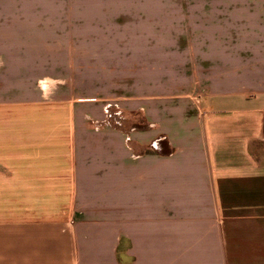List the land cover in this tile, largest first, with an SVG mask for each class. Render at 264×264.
Here are the masks:
<instances>
[{
    "label": "crops",
    "instance_id": "0c3cea01",
    "mask_svg": "<svg viewBox=\"0 0 264 264\" xmlns=\"http://www.w3.org/2000/svg\"><path fill=\"white\" fill-rule=\"evenodd\" d=\"M0 264H264V0H0Z\"/></svg>",
    "mask_w": 264,
    "mask_h": 264
},
{
    "label": "rangeland",
    "instance_id": "374dc122",
    "mask_svg": "<svg viewBox=\"0 0 264 264\" xmlns=\"http://www.w3.org/2000/svg\"><path fill=\"white\" fill-rule=\"evenodd\" d=\"M20 69H11L12 74L14 75L16 72H18ZM26 71L25 74H32V75H43V74H61L63 73V69H24ZM14 72V73H13Z\"/></svg>",
    "mask_w": 264,
    "mask_h": 264
}]
</instances>
